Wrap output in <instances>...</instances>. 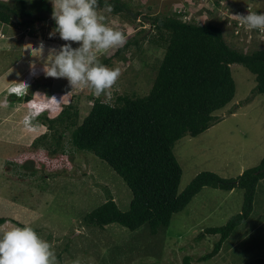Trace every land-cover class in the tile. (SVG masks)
Here are the masks:
<instances>
[{
	"label": "rangeland",
	"instance_id": "1",
	"mask_svg": "<svg viewBox=\"0 0 264 264\" xmlns=\"http://www.w3.org/2000/svg\"><path fill=\"white\" fill-rule=\"evenodd\" d=\"M19 1L0 0L16 7ZM23 1L26 9L41 19L25 26L0 23V77L16 62L30 60L21 77L42 92L36 103L30 102L29 106L25 103L26 107L16 117L9 133L13 142L0 139V218L5 219L0 222V234L16 226H31L52 244L57 264H72L76 259L80 264H183L187 256L190 264H256V260H264V179L257 185L249 218L231 233L217 256L199 261L219 239L218 234L202 236L203 230L223 226L240 212L242 190L227 192L204 187L183 211L173 215L168 227H160L155 235L150 234L147 226L136 231L118 224H109L103 229L87 226L83 221L85 214L101 205L109 195L120 210L126 211L132 198L129 188L106 163L90 153L73 149L69 134L62 141L63 154L51 155L39 144L33 145L35 138L47 132L39 116L34 120L37 107L43 109L46 117L54 118L64 105L73 103L81 120L93 98L113 103L118 95L142 97L148 93L164 54V44L155 29L137 23L143 21V16L175 14L192 24L218 25L229 45L251 52L264 45L254 35L236 37L227 19L242 9L239 6L264 12V0H125L142 16L135 22L99 9L109 26L121 30L127 39H139L137 47L131 46L106 65L119 68L120 76L100 96L90 87L72 90L66 78L44 73L49 49H59L69 42L63 41L53 29L50 0ZM240 11L245 15V11ZM143 28L147 33H138ZM41 42L44 50L39 53L36 49ZM72 45L79 46L77 42ZM118 47L96 55L102 61ZM230 70L236 85L235 96L229 105L215 113L219 121L199 136L184 137L174 146V155L182 169L179 191L200 172L235 178L264 158V95H252L254 77L242 65L232 64ZM47 91L55 97L48 102ZM4 105L9 106L5 103L0 107ZM26 116L30 117L27 123Z\"/></svg>",
	"mask_w": 264,
	"mask_h": 264
},
{
	"label": "trees",
	"instance_id": "2",
	"mask_svg": "<svg viewBox=\"0 0 264 264\" xmlns=\"http://www.w3.org/2000/svg\"><path fill=\"white\" fill-rule=\"evenodd\" d=\"M99 9H107L129 22L141 16L125 0H98ZM33 15L34 11L26 9L23 0L18 7L0 2L1 24L15 22L25 26L41 19ZM137 23L155 29L164 44V54L148 93L142 97L118 95L113 103L93 98L81 120L73 103L64 105L54 118L42 113L38 119L47 132L35 138L33 145L39 144L51 155L63 154L62 141L69 134L73 149L90 153L106 163L129 188L132 198L126 211L120 210L109 195L85 214L83 221L87 226L103 229L118 224L130 231L147 226L150 234L155 235L160 227H168L173 215L183 211L204 187L227 192L242 190L240 212L225 225L202 232V236L219 235L212 250L199 258L207 261L219 254L231 233L251 215L257 185L264 179V158L235 178L200 172L179 191L182 169L173 149L182 138L197 137L216 124L219 119L215 113L233 101L236 85L230 65L240 64L247 69L254 77L252 95H264V48L244 52L226 42L220 26L192 24L175 14L145 15ZM55 28L54 22V31ZM144 32V28L138 31ZM138 44L137 38L127 39L101 62L109 65ZM29 100V96L16 98V101ZM0 222L5 219L0 218ZM190 260L184 257L183 264H190ZM255 262L264 264L263 259Z\"/></svg>",
	"mask_w": 264,
	"mask_h": 264
},
{
	"label": "clouds",
	"instance_id": "3",
	"mask_svg": "<svg viewBox=\"0 0 264 264\" xmlns=\"http://www.w3.org/2000/svg\"><path fill=\"white\" fill-rule=\"evenodd\" d=\"M50 2L53 5L55 33L69 43L59 49H49V62L43 67L44 73L49 77L66 78L72 90L90 87L97 96L106 93L116 83L120 69L106 66L96 53L123 46L127 39L125 34L105 22V16L97 10L98 0ZM239 22L248 29L264 32V12L239 15ZM72 42H77L79 46L73 47ZM36 50L42 53L44 44L41 42ZM29 120L30 117L26 116L25 122ZM0 264H57V256L52 244L34 228L16 226L0 234ZM72 264H80V260H73Z\"/></svg>",
	"mask_w": 264,
	"mask_h": 264
},
{
	"label": "crops",
	"instance_id": "4",
	"mask_svg": "<svg viewBox=\"0 0 264 264\" xmlns=\"http://www.w3.org/2000/svg\"><path fill=\"white\" fill-rule=\"evenodd\" d=\"M28 62H30V60L26 59L25 61L21 60L20 62H16L14 65L9 67L7 71L4 72L0 77V105H3L5 103L9 105H4L3 107H0V139H3L7 142H13V139L9 138V133L12 131L15 120L17 119L16 117H18L26 107L25 103L26 105H28L30 102H33L34 104L36 103V98L41 96L40 93L42 91L34 88V86H31V84H28L26 78L23 79V77H21V75L25 73V69L28 66ZM20 71L21 73L19 74ZM21 79L23 80L20 81ZM47 92L49 94V99H47L48 102L49 100L51 101L53 97L50 96V91ZM43 93L45 94V92ZM18 95L21 96L19 97ZM25 96H29L30 100L27 102L16 101V98L23 99V97ZM43 102L45 103L46 101L44 100ZM38 106H42V104H39ZM40 109L41 107H37V113L34 117V120L39 116V112L43 110ZM8 121L9 124L7 125Z\"/></svg>",
	"mask_w": 264,
	"mask_h": 264
},
{
	"label": "built area",
	"instance_id": "5",
	"mask_svg": "<svg viewBox=\"0 0 264 264\" xmlns=\"http://www.w3.org/2000/svg\"><path fill=\"white\" fill-rule=\"evenodd\" d=\"M239 7H242V9L240 10L245 11V15L248 12H251V11L254 12L253 10L250 11V8L248 6H239ZM240 10L233 12L232 15L234 17L232 18L228 17L227 19L228 21L227 24L234 28V35L236 37H239L240 39L243 38L241 37L242 34L246 35L248 38H251V36L254 35V37H256L259 40V42L262 43V45H264V32H261L256 29H248L239 22V15H244L242 14ZM181 19L183 20V17Z\"/></svg>",
	"mask_w": 264,
	"mask_h": 264
}]
</instances>
